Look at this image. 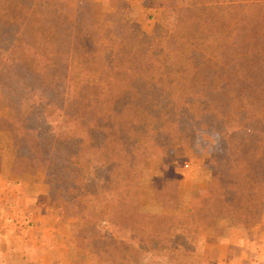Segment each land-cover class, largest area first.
Wrapping results in <instances>:
<instances>
[{
	"label": "trees",
	"instance_id": "16d2710c",
	"mask_svg": "<svg viewBox=\"0 0 264 264\" xmlns=\"http://www.w3.org/2000/svg\"><path fill=\"white\" fill-rule=\"evenodd\" d=\"M178 3L173 23L145 34L118 11L103 25L93 0H0V88L20 96L18 117L0 119L11 173L58 168L51 196L78 205L91 264H202L200 233L264 214V0H166ZM186 128L215 139L217 195L184 215L142 212L145 155ZM178 191L163 180V210ZM104 225L123 238L100 239Z\"/></svg>",
	"mask_w": 264,
	"mask_h": 264
},
{
	"label": "rangeland",
	"instance_id": "374dc122",
	"mask_svg": "<svg viewBox=\"0 0 264 264\" xmlns=\"http://www.w3.org/2000/svg\"><path fill=\"white\" fill-rule=\"evenodd\" d=\"M93 1L103 25L111 26L114 22V13L118 11L129 24L145 34L151 33L157 25L173 23L175 9H185L179 3L177 7L166 4V0H161L163 6H159L160 0ZM231 12L229 11L228 17ZM19 109L18 91L15 88H0V119L18 117ZM13 139V136L0 132V183L6 182L9 186L7 189L13 192V195H9L14 201L19 200L18 193L14 190L15 184H20L21 195L23 193V200L28 201L29 207L28 217L23 224L17 223L20 211L12 212L14 235L11 242L16 249L15 255L19 254L17 246L22 239L23 229L27 227L33 229L32 238L40 240L43 244L40 246L41 254L37 250L33 254V263L73 264L77 257H81L84 264H91L90 258L87 255L85 257L87 248L79 236L81 220L77 214L78 205L76 203L60 205L55 203L51 196L52 187L60 182L58 168L47 165L34 174L13 175L11 173L15 157ZM214 146L215 139L208 133L186 128L179 145L149 151L145 155V163L141 169L140 210L144 213L184 215L191 206L217 195L210 187L216 171ZM165 178L178 181L179 199L176 208L171 211L163 210L157 200V192ZM221 225L224 227L222 236L203 232L194 245L193 252L201 258L202 264H264V214L257 223L245 224L236 229ZM1 226L3 225H0V228ZM104 227L98 230L100 239L123 238L112 227L107 225ZM37 229L40 232H37ZM36 253L40 257V262L35 260ZM17 259L11 258L12 263L20 264ZM141 264L172 263L147 255Z\"/></svg>",
	"mask_w": 264,
	"mask_h": 264
},
{
	"label": "crops",
	"instance_id": "0c3cea01",
	"mask_svg": "<svg viewBox=\"0 0 264 264\" xmlns=\"http://www.w3.org/2000/svg\"><path fill=\"white\" fill-rule=\"evenodd\" d=\"M6 182L0 183V264H13L11 258L17 257V261L20 264H35L33 254H35V251L37 250L38 253L41 254L40 246H43L42 243H40V240L32 238L31 232H33V229L30 230V228H25L22 231V239L20 243L18 244V255H15L16 249L14 248V245L12 244V236L14 235L13 227V220H14V214L13 211L21 213V215L17 216L19 221L17 223H22L25 220V218L28 217V201L24 202L23 200V193L21 195V185L15 184L14 190H16L17 197H19V200L14 201L13 197L9 194L13 195L12 190L7 189ZM22 198L20 199V197ZM21 207V209H19ZM10 219V220H9ZM9 221V225H8ZM22 221V222H21ZM3 222H7V224H1ZM29 222V221H28ZM37 232H40L37 229ZM25 234V235H24ZM33 235V234H32ZM39 236V235H38ZM36 247V248H35ZM43 252V251H42ZM37 254V253H36ZM36 262H40V257L37 254V259H35Z\"/></svg>",
	"mask_w": 264,
	"mask_h": 264
}]
</instances>
